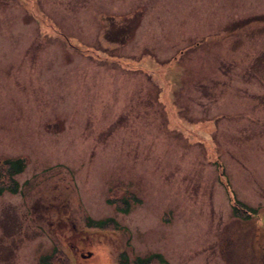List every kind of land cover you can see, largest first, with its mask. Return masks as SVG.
Segmentation results:
<instances>
[{
  "label": "rangeland",
  "instance_id": "1",
  "mask_svg": "<svg viewBox=\"0 0 264 264\" xmlns=\"http://www.w3.org/2000/svg\"><path fill=\"white\" fill-rule=\"evenodd\" d=\"M249 13L264 0H0V162L26 164L18 192L0 193V238L22 231L0 264H37L53 245L76 264H110L122 246L225 264L212 230L231 205L216 162L264 214V99L246 98L264 93V14L256 42L235 21ZM115 187L139 197L127 214L108 203ZM110 217L131 239L84 231Z\"/></svg>",
  "mask_w": 264,
  "mask_h": 264
},
{
  "label": "flooded vegetation",
  "instance_id": "2",
  "mask_svg": "<svg viewBox=\"0 0 264 264\" xmlns=\"http://www.w3.org/2000/svg\"><path fill=\"white\" fill-rule=\"evenodd\" d=\"M256 31H257V29L255 27H250L249 33L253 35V33H255ZM254 40L257 42L258 39L255 37ZM257 77H258L257 74H254L253 72L250 71V72H247V73L241 75V80H244L246 82L245 84L247 86V82L253 81L254 79L258 80ZM230 79H232V78H230ZM260 86L262 88V91L264 92V84L262 82H260ZM261 97H263V99H264V93L260 94L259 100L261 99ZM260 106H263V113H264V101L260 103ZM253 107H254V104L251 106V113L250 114L254 113ZM65 222H66V219H63L61 222V225L58 228L59 230L64 231L65 227H68V226H65ZM250 228H251V223L249 220L237 219V220H231V221L228 220L226 222L217 223V226L215 228H213L212 232H213V235H215V237H216V244L218 245V246H216V249H218V252H220L221 243H224V242L232 243V245H233L232 249L233 250L236 249L238 246V242L240 240L239 237L240 236H248L247 234H249V233H246V232ZM20 230L21 229H19V227H14L12 233L9 235V236H11L12 239L7 238L9 243L4 242L3 244L0 245V253H1L0 258H6L7 260L15 258L14 252L16 251V248L18 247V244H19L18 238L21 236L20 232L22 233V231H20ZM260 230H261V227H260L259 231H257L256 228L255 229L252 228L253 236H258L260 233ZM100 234H101V236L106 235V233H103L102 231H100ZM263 234H264V232H261L260 239H264ZM249 239H250V237H249ZM260 239L257 238V241L259 242ZM20 240H22V237H20ZM52 247H51V249H52ZM251 247H252V245L251 246L249 245L248 248L245 249V259H246V261H248L247 263H249V264H251V263L264 264V242L263 243H257L256 248L252 249ZM34 252H35V254H34ZM34 252L32 254V258L35 259V261L38 264L39 263L38 260L41 261L40 257L42 256L43 251L37 250ZM38 252H40V254ZM81 256L83 257L84 255L81 254ZM16 263H17V259H16ZM9 264H15V262L9 261Z\"/></svg>",
  "mask_w": 264,
  "mask_h": 264
},
{
  "label": "trees",
  "instance_id": "3",
  "mask_svg": "<svg viewBox=\"0 0 264 264\" xmlns=\"http://www.w3.org/2000/svg\"><path fill=\"white\" fill-rule=\"evenodd\" d=\"M5 164L8 165V171L5 169V174L8 172V174L11 176L13 174H15L16 172L20 171L23 166H24V162L23 159H10L8 161H5ZM221 247H222V253L223 256V260L226 264H249L247 263L248 261H246L244 255L242 254V248H240V241L238 242V246L236 249H232L233 245L230 242H224L221 243ZM254 264V263H251Z\"/></svg>",
  "mask_w": 264,
  "mask_h": 264
}]
</instances>
